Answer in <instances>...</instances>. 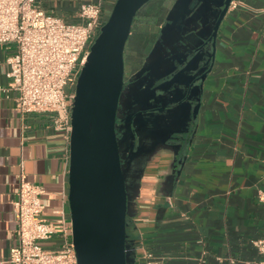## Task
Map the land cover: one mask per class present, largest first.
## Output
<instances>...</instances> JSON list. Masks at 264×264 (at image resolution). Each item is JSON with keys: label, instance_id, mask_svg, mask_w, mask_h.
I'll list each match as a JSON object with an SVG mask.
<instances>
[{"label": "crops", "instance_id": "1", "mask_svg": "<svg viewBox=\"0 0 264 264\" xmlns=\"http://www.w3.org/2000/svg\"><path fill=\"white\" fill-rule=\"evenodd\" d=\"M99 1L35 4L47 14L79 24L81 6ZM101 1L106 20L117 0ZM234 1L237 8L229 9L218 32L211 71L202 89L195 91L201 103L196 120H187L185 132L172 134L167 146L143 147L137 162L141 176L128 234L160 264L263 260L253 242L264 236V203L259 200L264 191V0ZM161 2L167 3L166 17L154 27L145 25V16ZM219 16L216 0H151L139 11L125 65L137 54L132 42L138 33H153L154 41L142 66L125 79V115L154 102L149 95L155 96L157 107H177L173 100L182 99L192 79L207 69L204 62L212 46L197 50L212 35ZM15 52L13 44L0 46L1 86L10 82L7 59ZM15 99V92L0 95V262L8 261L18 243L14 202L22 175L44 189L42 217L56 225L55 237L62 240L55 250L72 242L70 144L55 130L52 114H24ZM138 147L136 137L134 152Z\"/></svg>", "mask_w": 264, "mask_h": 264}, {"label": "water", "instance_id": "2", "mask_svg": "<svg viewBox=\"0 0 264 264\" xmlns=\"http://www.w3.org/2000/svg\"><path fill=\"white\" fill-rule=\"evenodd\" d=\"M150 1L115 2L77 81L68 181L77 264H136V243L128 234V218L141 176L137 162L142 148L167 146L172 134L185 132L187 120H196L201 103L195 99V91L202 89L211 71L208 67L215 58L218 32L234 0H216L220 16L212 35L197 50L211 45L213 53L206 56L207 69L192 79L182 99L173 100L177 107L169 109L166 103L157 107L155 96L149 95V102H154L125 115L121 109L126 92L125 50L137 14ZM136 137L139 147L134 152Z\"/></svg>", "mask_w": 264, "mask_h": 264}, {"label": "built area", "instance_id": "3", "mask_svg": "<svg viewBox=\"0 0 264 264\" xmlns=\"http://www.w3.org/2000/svg\"><path fill=\"white\" fill-rule=\"evenodd\" d=\"M237 5L233 1L230 9ZM102 12L101 0L84 4L79 13L82 22L75 24L45 13L35 0H0V46H16V52L7 59L10 82L0 85V95L15 92L16 105L24 114H52L55 130L63 133L69 144L75 89L107 20H103ZM43 194L42 187L21 176L14 202L18 243L10 250L8 261L0 264H77L72 242L59 250L40 245L58 234L56 225L42 217ZM259 200L264 203V191H260ZM253 244L263 257L258 264H264V236ZM135 247L136 264H160L142 243Z\"/></svg>", "mask_w": 264, "mask_h": 264}, {"label": "rangeland", "instance_id": "4", "mask_svg": "<svg viewBox=\"0 0 264 264\" xmlns=\"http://www.w3.org/2000/svg\"><path fill=\"white\" fill-rule=\"evenodd\" d=\"M167 3H159L155 6L154 12L149 16L144 18L145 25H149L151 27H154V25L161 21L164 17H166V10H167ZM113 8V7H112ZM112 11V10H111ZM111 13V12H110ZM107 21V20H106ZM154 37L153 33L151 35L146 34L142 35L141 33H138L136 37L133 39L132 46L134 50L137 52L135 58L131 62H126L125 65V79H127L132 73L137 71L142 64L144 63V60L146 59V56L150 53L151 47L153 45ZM145 58V59H144ZM140 229L137 230L139 232ZM132 238L134 236L132 235ZM58 242V243H57ZM62 244V240L58 239V237H54L49 242H42L40 245H42L45 249L48 250H55L58 249ZM140 250H138V255H140Z\"/></svg>", "mask_w": 264, "mask_h": 264}]
</instances>
